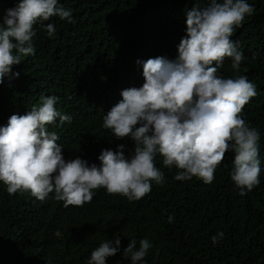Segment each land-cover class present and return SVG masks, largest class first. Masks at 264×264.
Masks as SVG:
<instances>
[{"label": "trees", "instance_id": "trees-1", "mask_svg": "<svg viewBox=\"0 0 264 264\" xmlns=\"http://www.w3.org/2000/svg\"><path fill=\"white\" fill-rule=\"evenodd\" d=\"M19 0H0V26L6 9ZM210 0H59L71 9L75 23L58 16L34 26L35 55L13 66L0 84V126L12 114H26L42 97H59L56 108L72 117L48 125L59 136L65 160L79 156L99 165L103 149L125 145L103 127V118L121 99V92L144 83L143 62L158 56L175 60L186 36V12ZM254 13L231 37L244 59L239 72L225 58L218 75L246 76L257 95L243 108V119L260 133V183L246 195L231 179L234 152L228 151L215 179L178 181L175 166L155 165L164 172L163 185L152 183L150 194L130 202L126 197L95 190L91 203L64 207L54 193L40 201L30 192L9 195L0 181V264H88L101 243L121 239L120 251L106 264H132L123 256L131 239H148L152 247L137 264H264V0H247ZM56 32L48 36L45 25ZM139 61L140 63H137ZM169 215L174 220L169 222ZM223 232L213 244L212 237Z\"/></svg>", "mask_w": 264, "mask_h": 264}, {"label": "clouds", "instance_id": "clouds-1", "mask_svg": "<svg viewBox=\"0 0 264 264\" xmlns=\"http://www.w3.org/2000/svg\"><path fill=\"white\" fill-rule=\"evenodd\" d=\"M254 13L247 0H210L203 8L186 12V36L178 45V57L158 56L143 62L141 87L122 90V99L104 116L103 127L117 139L130 137L134 152L126 156L125 145L117 150L103 149L99 165L77 156L65 160L59 136L48 125L71 123L72 117L56 108L59 97H42L40 106L26 114H12L0 126V181L8 194L30 192L40 201L54 193L64 207H83L91 203L95 190L138 201L150 194L152 183L163 185L164 172L155 165L157 154L163 165L179 171L175 180L193 177L211 184L215 170L228 151L234 152L231 179L246 195L260 183V133L243 119V108L257 95L256 85L246 76L224 78L218 75L225 58L239 72L243 53L231 37L243 26L246 16ZM58 16L75 23L72 10L59 0H19L6 9L0 26V84L13 73V66L35 55L34 26ZM48 36L56 28L45 25ZM137 63H140L137 61ZM169 222L174 216L169 215ZM224 233L212 237L213 244ZM121 239L100 244L91 252L88 264H106L107 258L120 251ZM152 247L148 239H131L123 256L132 264L143 261Z\"/></svg>", "mask_w": 264, "mask_h": 264}]
</instances>
